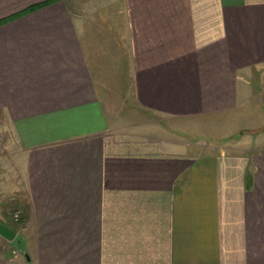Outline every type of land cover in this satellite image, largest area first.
Listing matches in <instances>:
<instances>
[{"label":"crops","instance_id":"0c3cea01","mask_svg":"<svg viewBox=\"0 0 264 264\" xmlns=\"http://www.w3.org/2000/svg\"><path fill=\"white\" fill-rule=\"evenodd\" d=\"M256 104L264 0H0V264H264Z\"/></svg>","mask_w":264,"mask_h":264},{"label":"rangeland","instance_id":"374dc122","mask_svg":"<svg viewBox=\"0 0 264 264\" xmlns=\"http://www.w3.org/2000/svg\"><path fill=\"white\" fill-rule=\"evenodd\" d=\"M264 115V113H263ZM261 113H260V107L258 104L256 105H252V107H247L246 110H244V112L241 114V117L239 118H235L237 119L238 122H226L222 128L225 129L226 131L227 130H230L231 128L233 129H236V127H240V125H251V126H255V125H264V116H263ZM138 118V117H136ZM146 118V117H145ZM142 119H138L136 120V122H139L141 121ZM151 121H158L157 119H154V118H151ZM180 123H183V125H175L174 124V121L172 122V120L168 119L167 120V124H169L168 126H171V128L168 127V133L170 134V136H173L174 138H182L184 140V142H188V143H195V142H199V143H203L205 142V145H207V143H209V140L210 137H206V136H203V137H199L196 139V136L192 134V123L191 122H180ZM195 125V124H194ZM177 127L182 129L183 131V134L182 133H179L177 130ZM175 128V129H174ZM206 129V128H205ZM263 131L261 132L263 135H264V126L262 128ZM218 132H220L221 130H217ZM9 129H8V126L6 128V126L4 125H1L0 124V143L1 142H6L7 141V138L9 136ZM239 133H242V132H239ZM236 134L234 136H231L230 138H227V140L229 141H236L237 139H239L240 135ZM196 134V133H194ZM212 139V138H211ZM214 141H218V140H214ZM17 210H13L12 213L15 215V216H10V219H11V224L12 226L17 229L19 231V239H23L22 237V229L25 225L28 224V219H26L28 216H17V215H20V212L19 214L16 213ZM0 246L6 250H12L13 249H19V251H24V247H22L21 244H19L18 242H14V243H10L8 242L3 236L0 235ZM23 259V258H22Z\"/></svg>","mask_w":264,"mask_h":264},{"label":"water","instance_id":"95a60500","mask_svg":"<svg viewBox=\"0 0 264 264\" xmlns=\"http://www.w3.org/2000/svg\"><path fill=\"white\" fill-rule=\"evenodd\" d=\"M0 233L7 236L8 238H13L15 236V232L9 229L7 226L0 222Z\"/></svg>","mask_w":264,"mask_h":264},{"label":"trees","instance_id":"16d2710c","mask_svg":"<svg viewBox=\"0 0 264 264\" xmlns=\"http://www.w3.org/2000/svg\"><path fill=\"white\" fill-rule=\"evenodd\" d=\"M39 5H42V4L35 5V6L31 7L30 9H33V8H35V7L39 6Z\"/></svg>","mask_w":264,"mask_h":264}]
</instances>
